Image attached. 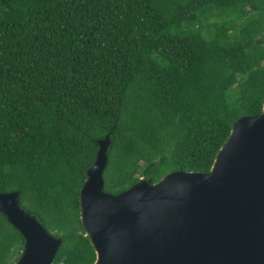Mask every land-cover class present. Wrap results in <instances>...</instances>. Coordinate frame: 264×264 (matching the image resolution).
<instances>
[{
  "label": "trees",
  "instance_id": "obj_1",
  "mask_svg": "<svg viewBox=\"0 0 264 264\" xmlns=\"http://www.w3.org/2000/svg\"><path fill=\"white\" fill-rule=\"evenodd\" d=\"M236 85V92L230 88ZM264 101V0H0V192L93 264L79 191L111 129L103 189L208 172ZM22 235L0 213V264Z\"/></svg>",
  "mask_w": 264,
  "mask_h": 264
},
{
  "label": "water",
  "instance_id": "obj_2",
  "mask_svg": "<svg viewBox=\"0 0 264 264\" xmlns=\"http://www.w3.org/2000/svg\"><path fill=\"white\" fill-rule=\"evenodd\" d=\"M111 129L79 191L80 220L93 264H264V101L235 120L208 172L140 177L116 194L103 189ZM0 213L22 235L12 264H53L61 238L0 192Z\"/></svg>",
  "mask_w": 264,
  "mask_h": 264
},
{
  "label": "rangeland",
  "instance_id": "obj_3",
  "mask_svg": "<svg viewBox=\"0 0 264 264\" xmlns=\"http://www.w3.org/2000/svg\"><path fill=\"white\" fill-rule=\"evenodd\" d=\"M230 92H236V85H233L231 88H230Z\"/></svg>",
  "mask_w": 264,
  "mask_h": 264
}]
</instances>
